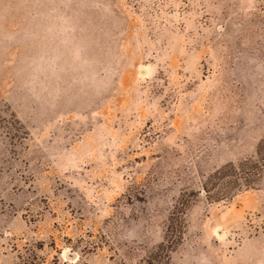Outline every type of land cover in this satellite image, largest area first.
<instances>
[{
    "label": "rangeland",
    "instance_id": "1",
    "mask_svg": "<svg viewBox=\"0 0 264 264\" xmlns=\"http://www.w3.org/2000/svg\"><path fill=\"white\" fill-rule=\"evenodd\" d=\"M0 264H264V0H0Z\"/></svg>",
    "mask_w": 264,
    "mask_h": 264
}]
</instances>
